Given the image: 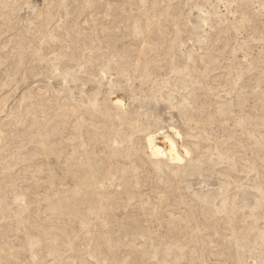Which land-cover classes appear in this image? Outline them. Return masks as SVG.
<instances>
[{
    "label": "rangeland",
    "instance_id": "374dc122",
    "mask_svg": "<svg viewBox=\"0 0 264 264\" xmlns=\"http://www.w3.org/2000/svg\"><path fill=\"white\" fill-rule=\"evenodd\" d=\"M0 264H264V0H0Z\"/></svg>",
    "mask_w": 264,
    "mask_h": 264
},
{
    "label": "bare ground",
    "instance_id": "6f19581e",
    "mask_svg": "<svg viewBox=\"0 0 264 264\" xmlns=\"http://www.w3.org/2000/svg\"><path fill=\"white\" fill-rule=\"evenodd\" d=\"M112 100L116 105L121 104V98L118 96H112ZM146 138V145H148L150 154L152 156L157 157L158 155H163L172 162H176L181 159L179 156L180 152L178 153L177 151L176 143L170 136L158 134L156 136L152 135Z\"/></svg>",
    "mask_w": 264,
    "mask_h": 264
}]
</instances>
